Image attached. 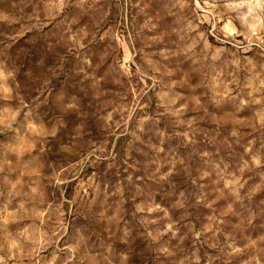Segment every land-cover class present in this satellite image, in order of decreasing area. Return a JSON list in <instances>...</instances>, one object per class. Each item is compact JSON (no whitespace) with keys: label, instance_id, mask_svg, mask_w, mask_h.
<instances>
[{"label":"rangeland","instance_id":"1","mask_svg":"<svg viewBox=\"0 0 264 264\" xmlns=\"http://www.w3.org/2000/svg\"><path fill=\"white\" fill-rule=\"evenodd\" d=\"M0 264H264V0H0Z\"/></svg>","mask_w":264,"mask_h":264}]
</instances>
